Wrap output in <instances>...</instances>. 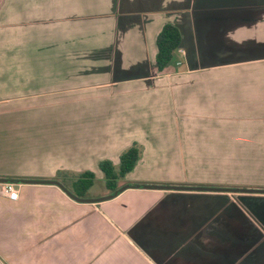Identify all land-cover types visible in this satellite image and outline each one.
<instances>
[{
    "label": "crops",
    "instance_id": "1",
    "mask_svg": "<svg viewBox=\"0 0 264 264\" xmlns=\"http://www.w3.org/2000/svg\"><path fill=\"white\" fill-rule=\"evenodd\" d=\"M0 176V264H264V0H0Z\"/></svg>",
    "mask_w": 264,
    "mask_h": 264
},
{
    "label": "trees",
    "instance_id": "2",
    "mask_svg": "<svg viewBox=\"0 0 264 264\" xmlns=\"http://www.w3.org/2000/svg\"><path fill=\"white\" fill-rule=\"evenodd\" d=\"M181 35L178 27L172 23H165L159 30L156 36V54L155 62L158 72H165L171 61L174 59V54L180 44ZM140 146L136 141L131 142L124 148L118 156L117 164L110 158H101L98 161V167L103 172V180L105 187L110 191L118 189V180L130 171L137 159L140 156ZM7 178V177H6ZM10 177H8L9 180ZM95 173L90 169H84L76 172L72 180V187L68 188L63 185V188L78 196H87V190L93 184ZM34 181V180H33ZM138 185H149V183L141 181L135 182ZM173 187L179 184H171Z\"/></svg>",
    "mask_w": 264,
    "mask_h": 264
},
{
    "label": "rangeland",
    "instance_id": "3",
    "mask_svg": "<svg viewBox=\"0 0 264 264\" xmlns=\"http://www.w3.org/2000/svg\"><path fill=\"white\" fill-rule=\"evenodd\" d=\"M174 61V59L171 61V63ZM170 63V64H171ZM169 64V65H170ZM31 104H17V105H12L10 104L9 105V109L10 110H22V109H25V108H28L27 106H30ZM42 105H46V104H42ZM80 104L79 103H74V104H70V109H74V110H79L80 107L78 108ZM37 107V106H35ZM57 107H63L62 110L64 109L65 106H63V104H57ZM29 109H32V108H29ZM60 109V108H59ZM117 164V163H116ZM74 172V171H72ZM71 172V173H72ZM13 175V174H11ZM15 175V174H14ZM103 175V172L101 174V176ZM2 177V176H1ZM74 177V176H73ZM73 177H68L67 179L64 180V185L68 186L69 188H71L72 186V183H71V179ZM9 179H12V178H9ZM103 176L102 177H99V176H95L94 178V181H93V184L90 186V188L87 190V196L89 195H97V194H101V193H104L106 190H108L106 187H105V184H104V180H103Z\"/></svg>",
    "mask_w": 264,
    "mask_h": 264
},
{
    "label": "water",
    "instance_id": "4",
    "mask_svg": "<svg viewBox=\"0 0 264 264\" xmlns=\"http://www.w3.org/2000/svg\"><path fill=\"white\" fill-rule=\"evenodd\" d=\"M5 181H9L8 178L0 176V182H5ZM54 183H56L59 186L63 187V185L57 180H54ZM68 193L70 194V196L72 198H74L76 200H79V201H98V200L105 199V198L109 197V194H105V195H101V196H78V195H76V194H74L72 192L71 193L68 192Z\"/></svg>",
    "mask_w": 264,
    "mask_h": 264
},
{
    "label": "built area",
    "instance_id": "5",
    "mask_svg": "<svg viewBox=\"0 0 264 264\" xmlns=\"http://www.w3.org/2000/svg\"><path fill=\"white\" fill-rule=\"evenodd\" d=\"M179 63L180 62L178 61L177 64H179ZM2 183H3V190L8 196H10V197H16L17 196L18 190L14 186L13 182L5 181V182H2Z\"/></svg>",
    "mask_w": 264,
    "mask_h": 264
}]
</instances>
